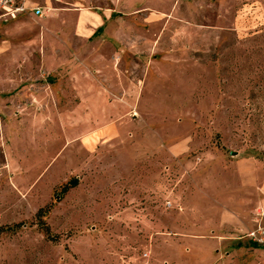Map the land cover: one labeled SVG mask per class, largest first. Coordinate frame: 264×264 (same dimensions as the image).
<instances>
[{
	"label": "rangeland",
	"instance_id": "obj_1",
	"mask_svg": "<svg viewBox=\"0 0 264 264\" xmlns=\"http://www.w3.org/2000/svg\"><path fill=\"white\" fill-rule=\"evenodd\" d=\"M39 2L0 23V264H264V0Z\"/></svg>",
	"mask_w": 264,
	"mask_h": 264
},
{
	"label": "built area",
	"instance_id": "obj_2",
	"mask_svg": "<svg viewBox=\"0 0 264 264\" xmlns=\"http://www.w3.org/2000/svg\"><path fill=\"white\" fill-rule=\"evenodd\" d=\"M44 6L28 0H0V17L14 18L20 14L42 15Z\"/></svg>",
	"mask_w": 264,
	"mask_h": 264
},
{
	"label": "crops",
	"instance_id": "obj_3",
	"mask_svg": "<svg viewBox=\"0 0 264 264\" xmlns=\"http://www.w3.org/2000/svg\"><path fill=\"white\" fill-rule=\"evenodd\" d=\"M28 3L29 4L38 3V4H41V5L44 6V4L40 3L39 0H28ZM27 15H31V14H20L19 16L14 17V18H4V17H0V23L5 22L7 20H11V19L17 20V19H20V17L27 16Z\"/></svg>",
	"mask_w": 264,
	"mask_h": 264
},
{
	"label": "trees",
	"instance_id": "obj_4",
	"mask_svg": "<svg viewBox=\"0 0 264 264\" xmlns=\"http://www.w3.org/2000/svg\"><path fill=\"white\" fill-rule=\"evenodd\" d=\"M253 244L257 245L256 242H252Z\"/></svg>",
	"mask_w": 264,
	"mask_h": 264
}]
</instances>
